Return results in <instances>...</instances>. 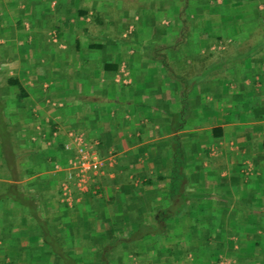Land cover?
Segmentation results:
<instances>
[{"label":"crops","instance_id":"obj_1","mask_svg":"<svg viewBox=\"0 0 264 264\" xmlns=\"http://www.w3.org/2000/svg\"><path fill=\"white\" fill-rule=\"evenodd\" d=\"M232 3L0 0V264H264V3Z\"/></svg>","mask_w":264,"mask_h":264},{"label":"built area","instance_id":"obj_2","mask_svg":"<svg viewBox=\"0 0 264 264\" xmlns=\"http://www.w3.org/2000/svg\"><path fill=\"white\" fill-rule=\"evenodd\" d=\"M64 148L74 151L73 157L68 160L70 168L68 178L73 179L76 177L77 187L82 191H87L91 175H96L100 172L105 166V161L98 156L84 134L74 135L73 140L66 143ZM63 189L65 194L70 196V190L67 185H64Z\"/></svg>","mask_w":264,"mask_h":264},{"label":"trees","instance_id":"obj_3","mask_svg":"<svg viewBox=\"0 0 264 264\" xmlns=\"http://www.w3.org/2000/svg\"><path fill=\"white\" fill-rule=\"evenodd\" d=\"M185 1V6L183 7V8H181L180 10H179V13H185V12H187V11H189L190 13H197V11H199V7H200V1L201 0H184ZM213 2H215L216 3V1L217 0H212ZM232 1H234V3H232L233 4V7H232V9H231V12H232V10L234 11L233 12V14L235 15H238V14H241L240 12H238V11H236V9L237 8H234L235 6H241V4L243 3V2H246V4H245V8L242 10V14H244L245 16V20H247V19H249V18H251V19H254L255 17H254V15L253 14H256L258 11H257V9L256 10H252V11H250V9H249V6H248V3H249V1H251V0H223V4H225V6L224 7H222L223 9V11H226L228 8H226L227 7V5L226 4H228L229 2H232ZM252 1H254V0H252ZM256 1V0H255ZM258 1H261V2H263L264 3V1L263 0H258ZM241 3V4H240ZM195 8V9H194ZM198 9V10H197ZM85 13H87V12H85V11H81V14H85ZM238 13V14H237ZM251 13V14H250ZM235 15V16H236ZM242 17H243V15H242ZM255 21L256 22H258V23H260V22H262V21H264V15H262L261 16V19L259 20V19H255ZM236 22V24H237V26H239V23L237 22V21H235ZM234 21H230V23H235ZM187 24V22H185V21H183V29L186 27L185 25ZM264 24V23H263ZM230 25V24H229ZM235 25V24H234ZM262 29V28H261ZM263 29H264V27H263ZM259 44V43H258ZM257 44V45H258ZM12 80V83H14V84H12V85H16V86H18V88L20 89V82L18 81V79H11ZM182 85H180L181 86V90H182V93H183V96L184 95H187L188 94V86L185 84V82L184 81H182ZM21 90V89H20ZM23 91H21V93H22ZM179 117H181V114L179 115ZM183 124V123H182ZM181 126V125H180ZM182 128V127H181ZM177 129H179V128H177ZM218 131H221V129L220 128H217V129H214V132H215V134L216 133H219ZM179 170H180V163H179V160H178V157H177V162H176V159H174V166H173V173H175L176 174V172H179Z\"/></svg>","mask_w":264,"mask_h":264}]
</instances>
